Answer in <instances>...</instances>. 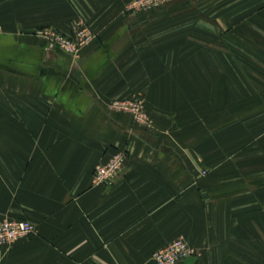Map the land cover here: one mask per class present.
I'll return each instance as SVG.
<instances>
[{
	"label": "crops",
	"instance_id": "obj_1",
	"mask_svg": "<svg viewBox=\"0 0 264 264\" xmlns=\"http://www.w3.org/2000/svg\"><path fill=\"white\" fill-rule=\"evenodd\" d=\"M129 1L0 0V220L35 228L0 264H155L177 237L197 250L178 264H264V0ZM77 20V61L30 34Z\"/></svg>",
	"mask_w": 264,
	"mask_h": 264
},
{
	"label": "built area",
	"instance_id": "obj_2",
	"mask_svg": "<svg viewBox=\"0 0 264 264\" xmlns=\"http://www.w3.org/2000/svg\"><path fill=\"white\" fill-rule=\"evenodd\" d=\"M164 1L131 0L126 3L125 11L133 14L157 8ZM30 34L43 42L45 50H58L75 61L80 59L82 48L95 38L94 32L82 20L75 21L68 34L49 26L36 28ZM106 107L112 112L129 114L135 123L144 127L149 128L152 125L141 99H112L107 102ZM126 159L127 156L123 150L115 151L106 162L97 164L93 171V182L111 185L124 168ZM34 231L33 223L27 219L2 218L0 220V251L8 250L14 242L31 235ZM195 255H197V250L182 237H177L166 246L155 250L151 258L155 264H178Z\"/></svg>",
	"mask_w": 264,
	"mask_h": 264
},
{
	"label": "rangeland",
	"instance_id": "obj_3",
	"mask_svg": "<svg viewBox=\"0 0 264 264\" xmlns=\"http://www.w3.org/2000/svg\"><path fill=\"white\" fill-rule=\"evenodd\" d=\"M164 3V2H163ZM142 11H144V10H142ZM39 40V39H38ZM114 99H116V98H114ZM132 99H137V98H132ZM112 100V99H111ZM110 101V100H109ZM108 101V102H109ZM144 102V101H143ZM144 104H145V102H144ZM145 108H146V105H145ZM108 110V109H107ZM108 112H110V113H119V112H112V111H109L108 110ZM121 114H124V113H121ZM127 115H129V114H127ZM130 116V115H129ZM131 117V116H130ZM132 118V117H131ZM144 127V126H143ZM202 174H205L206 173V171L205 170H203L202 172H201Z\"/></svg>",
	"mask_w": 264,
	"mask_h": 264
}]
</instances>
